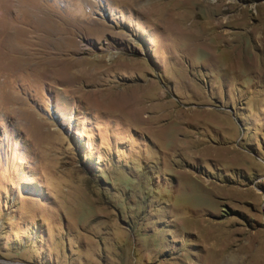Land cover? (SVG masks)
Returning <instances> with one entry per match:
<instances>
[{
    "label": "rangeland",
    "instance_id": "374dc122",
    "mask_svg": "<svg viewBox=\"0 0 264 264\" xmlns=\"http://www.w3.org/2000/svg\"><path fill=\"white\" fill-rule=\"evenodd\" d=\"M1 54L0 264H264V0H0Z\"/></svg>",
    "mask_w": 264,
    "mask_h": 264
},
{
    "label": "bare ground",
    "instance_id": "6f19581e",
    "mask_svg": "<svg viewBox=\"0 0 264 264\" xmlns=\"http://www.w3.org/2000/svg\"><path fill=\"white\" fill-rule=\"evenodd\" d=\"M41 8V7H40ZM32 9H34V6H33V8ZM36 9V8H35ZM39 9V8H38ZM42 12V11H41ZM39 13H40V11L36 14V16L38 17L39 16ZM41 15H43V14H41ZM11 19V18H10ZM37 19V18H36ZM45 19L46 18H44V20L42 19L40 22H44L45 21ZM220 20V19H219ZM57 21V20H56ZM38 22V21H37ZM55 23V22H54ZM219 23V22H218ZM33 24H35V25H37V23H36V21L35 22H33L32 23V25ZM42 25V24H41ZM220 25V24H219ZM26 26V25H25ZM43 26V25H42ZM12 25H10V35H11V31H12ZM46 27V26H45ZM211 28V27H210ZM220 28V27H219ZM28 29V28H27ZM33 31L32 32H30V33H32V34H34L35 36L33 37V36H30L31 38L33 37L36 41H34L35 42V46H39V47H42L41 45H44V44H42V43H44V37H45V34L43 33V31L41 32L40 31V29L39 28H37V26L36 27H34L33 26ZM212 30V29H211ZM214 30H216L217 31V29L215 28V29H213V31ZM28 31H29V29H28ZM213 31H212V34H213ZM27 32V31H26ZM7 33V32H6ZM217 33H219V32H217ZM211 34V33H210ZM9 35V36H10ZM29 35V34H28ZM27 34L25 35V36H28ZM31 35V34H30ZM215 35V34H214ZM219 36H220V33H219ZM12 37H14L13 35H12ZM215 37V36H214ZM218 37V36H217ZM19 38V37H18ZM32 38V39H33ZM23 39H25V38H23ZM27 39H28V37H27ZM30 39V38H29ZM28 39V40H29ZM216 39V38H215ZM9 40V39H8ZM58 40V39H57ZM57 40H52V42H53V45L55 46L56 45V43H57ZM29 41H33V40H29ZM10 46V45H9ZM8 46V47H9ZM52 46V45H51ZM6 48V47H5ZM20 48V47H19ZM22 48V47H21ZM54 49V48H53ZM13 50V49H12ZM4 53L10 58L11 56H12V54H13V51L15 52V50H13V51H11L10 49H8V48H6V50L4 49ZM2 52V51H1ZM12 52V53H11ZM42 53L43 52H41V50H36V52L33 54V55H28V53H26L25 52V50L24 51H17L16 53H15V57L16 58H18V59H21V60H23V61H28V60H32L35 64H41V65H45V66H47V68L50 66V68H57V66L59 65L58 64V62L56 61V58H55V60L54 59H50V61H47V59L46 58H42ZM5 54H1L0 56H2V55H4V57L6 56ZM27 54V58H26V55ZM18 56V57H17ZM3 57V56H2ZM15 59V58H14ZM74 67V73H75V75H76V72H75V69H76V66H73ZM6 68V66H0V69H1V71L3 70V69H5ZM48 70H49V68H48ZM6 71H7V69H6ZM55 71H56V69H55ZM2 72H4V71H2ZM49 72H50V74L53 76V72H52V70H49ZM52 72V73H51ZM86 72V71H85ZM7 73V72H6ZM55 73V72H54ZM82 76H84L83 74H81ZM80 75V76H81ZM90 76V75H89ZM85 77V76H84ZM103 81V80H102ZM103 94V93H102ZM110 103V102H109ZM222 255V254H221ZM234 257V256H233ZM230 258V259H235V258ZM228 259V258H227ZM227 261V260H226ZM230 262V260L228 259V263ZM230 264H232V263H230Z\"/></svg>",
    "mask_w": 264,
    "mask_h": 264
}]
</instances>
